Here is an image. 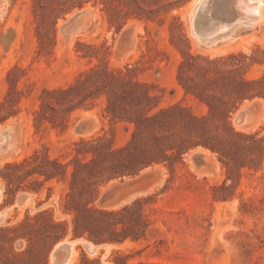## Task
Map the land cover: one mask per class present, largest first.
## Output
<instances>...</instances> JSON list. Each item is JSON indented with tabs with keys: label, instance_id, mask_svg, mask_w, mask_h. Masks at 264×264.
Returning <instances> with one entry per match:
<instances>
[{
	"label": "rangeland",
	"instance_id": "obj_1",
	"mask_svg": "<svg viewBox=\"0 0 264 264\" xmlns=\"http://www.w3.org/2000/svg\"><path fill=\"white\" fill-rule=\"evenodd\" d=\"M47 1L0 0V227L50 210L55 221L67 222V233L52 246L42 237L34 243L22 238L6 241L0 264L1 256L10 264H31L46 256L48 264H58L60 245L73 242L76 254L69 264H89L86 259L101 264H264V143L261 160L250 162L251 167L226 165L217 152L197 147L137 175L105 183L79 179L74 196L70 174L47 180L5 167L36 156L32 166L37 169L56 170L46 163L49 159L70 163L73 170L76 161L87 160L78 154L86 149L81 140L102 138L114 149L128 145L132 126L111 119L106 95L89 97L73 111L60 107L57 98L53 108L43 107L46 92L67 89L94 68L122 72L126 80L146 84L156 97L157 110L181 104L195 115H205L206 104L187 94L179 82L188 56H237L219 68L244 65L234 75L261 80V96L241 103L231 122L236 131L258 133L263 139L264 6L254 27L241 26L232 41L206 47L192 30L198 0H73L62 4L64 10L76 7L53 17L55 25L42 21L43 14L50 13ZM190 61L194 66L184 70L190 75L208 65ZM235 155L238 159L243 154ZM5 176H12V182ZM82 195L91 207L118 212L110 222H119L118 231L128 238L95 243L74 237V215L65 206ZM85 243L97 252H89ZM28 247V254L15 256ZM119 255L125 257L123 262Z\"/></svg>",
	"mask_w": 264,
	"mask_h": 264
},
{
	"label": "trees",
	"instance_id": "obj_2",
	"mask_svg": "<svg viewBox=\"0 0 264 264\" xmlns=\"http://www.w3.org/2000/svg\"><path fill=\"white\" fill-rule=\"evenodd\" d=\"M35 1L40 3L41 0ZM69 1L73 0H48L47 8L50 13L47 12V15L45 12L42 21L55 25L57 21L53 22V17L56 16L58 19L63 12L70 13L76 7L68 6L64 10L62 4L68 5ZM79 5L82 6L83 3L80 2ZM236 57L227 56L209 60L208 57L188 56L183 62L179 82L187 94H194L206 104L208 111L202 116L193 114L181 104L157 110L156 97L150 93L146 84L136 78L126 80L122 72L115 73L108 69L94 68L82 74L81 78L69 88L46 92L43 107L53 108L54 98H57L55 101L60 107L73 111L89 97L97 98L106 95L107 113L111 119L127 122L132 126V136L128 145L114 149L102 142V138H98L97 142L81 140L79 144L86 146V149H79L78 154L83 155L87 160L76 161L73 170H70V163L62 164L57 160L49 159L46 163L55 167L56 170L37 169L32 166L36 156L20 163L6 164L5 167L27 176L38 173L44 175L47 180L70 174L71 196L76 194L79 179H82V182H86L88 178L105 183L121 176L137 175L154 163H161L173 156L180 157L197 147L209 148L217 152L226 165L238 164L240 169L246 166L251 167L250 162L261 160L264 138L258 137V133L244 134L236 131L231 117L245 100L261 96V80L234 75L236 70L242 69L244 65L238 67L239 69L219 68V65L226 63V60ZM190 59H200L208 65L201 66L197 70L198 74L190 75L184 71L186 67L194 66ZM127 71L130 70L127 69ZM94 74L97 75L94 80L82 78L84 75L90 77ZM90 83L93 86L87 87ZM87 88L92 89L87 90ZM42 115L47 118L45 114L42 113ZM237 152L243 154L238 159L235 158ZM11 177L5 176L9 182H12ZM86 184L90 183L86 182ZM65 208L74 215V237H88L95 243L123 242L128 238L127 234L118 231L116 226L119 222H110L112 217L115 218L119 214L118 212H107L91 207L84 195L75 204L66 205ZM67 226L65 221H55L50 210L40 211L34 216L27 214L22 221L12 226L0 227V253L6 241L19 238L34 243L42 237L45 245L50 241L52 246L66 237ZM102 231L108 232V236H104L105 233ZM98 235L102 237L97 238ZM31 250L28 247L23 253L15 254V256L28 254L27 252ZM1 259L2 264H10L2 256ZM117 259L123 262L125 257L119 255ZM86 262L101 264L98 259L92 261L86 259ZM30 263L48 264L47 256L42 261L33 259Z\"/></svg>",
	"mask_w": 264,
	"mask_h": 264
},
{
	"label": "water",
	"instance_id": "obj_3",
	"mask_svg": "<svg viewBox=\"0 0 264 264\" xmlns=\"http://www.w3.org/2000/svg\"><path fill=\"white\" fill-rule=\"evenodd\" d=\"M245 8L247 7L243 0H198L193 9L192 24L194 34L200 44L214 47L235 39L241 31L238 30L240 26L254 27L259 21L258 17ZM234 9H238L239 13L233 14ZM226 13L229 15L225 17L220 15H226ZM1 147L2 137L0 136V149ZM58 254L60 256L57 263H67L72 255V246H61Z\"/></svg>",
	"mask_w": 264,
	"mask_h": 264
},
{
	"label": "bare ground",
	"instance_id": "obj_4",
	"mask_svg": "<svg viewBox=\"0 0 264 264\" xmlns=\"http://www.w3.org/2000/svg\"><path fill=\"white\" fill-rule=\"evenodd\" d=\"M244 1V4L247 8H245V10H247L248 12H250L251 14L255 15L256 17H258V20H261L262 19V7L264 6V0H243ZM241 7V6H240ZM232 13L233 14H236V13H239V10L238 9H234L232 10ZM241 13V12H240ZM244 26V25H243ZM241 27V26H240ZM239 29V28H238ZM193 30V29H192ZM194 32V31H193ZM196 37V36H195ZM232 41V40H231ZM222 45V44H221ZM219 47V46H218ZM4 137V136H3ZM3 140V139H2ZM4 141V140H3ZM2 141V143H3ZM3 146V145H2ZM76 243L77 242H73L71 244L69 243H66V244H62L60 246H64V245H71L72 246V255H71V258L70 260L65 263V264H69L75 254H76V250H75V247H76ZM85 247L87 248V250L91 253H96L97 252V248L95 246H93L92 244H89V243H85Z\"/></svg>",
	"mask_w": 264,
	"mask_h": 264
}]
</instances>
